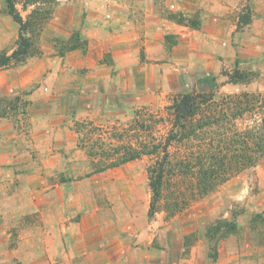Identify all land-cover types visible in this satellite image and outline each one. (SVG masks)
Returning <instances> with one entry per match:
<instances>
[{
    "label": "rangeland",
    "instance_id": "rangeland-1",
    "mask_svg": "<svg viewBox=\"0 0 264 264\" xmlns=\"http://www.w3.org/2000/svg\"><path fill=\"white\" fill-rule=\"evenodd\" d=\"M27 1L17 0L25 19L36 8L26 5ZM40 1L37 7L53 12L42 28H30L33 49L22 60L0 68V264H28L32 245L26 239L32 237L34 245L43 248L44 242L38 238L43 239L47 231L59 224H76L82 213L94 211L101 226L169 228L162 238L182 237L186 245L203 237L212 258L219 256V247L225 242L224 253L236 252V244L246 240L242 234L246 229L247 242L264 243V205L258 203L264 198V158L175 216L165 211L149 216L152 156L142 155L94 172L111 159L125 156L130 143L141 150L147 142L163 140L184 99L192 111L202 93L215 91L219 98L242 91L264 92V0H223L228 6L223 13L233 32L220 44L231 51L222 57L220 77L226 82H215L213 90L201 92L191 87L189 75H182L180 91L160 88L159 97L141 99L135 93L116 96L110 87L93 81L91 68L70 66L67 54L74 50L87 53L88 40L81 30L48 37L46 27L64 0ZM155 1L165 18L201 27L204 8L184 15L169 8L167 0ZM86 14L83 12L84 17ZM19 34V24L9 14L6 1L0 0V59L13 53ZM177 38L168 34V47ZM236 69L249 75L246 81L234 83L242 85L241 90L222 87L228 83L223 71ZM50 191L52 196L46 201L44 195ZM240 191L250 199L235 198ZM220 219L235 220L239 230L225 238L215 236V249L211 250L207 232ZM249 250L245 244L243 251Z\"/></svg>",
    "mask_w": 264,
    "mask_h": 264
},
{
    "label": "crops",
    "instance_id": "crops-1",
    "mask_svg": "<svg viewBox=\"0 0 264 264\" xmlns=\"http://www.w3.org/2000/svg\"><path fill=\"white\" fill-rule=\"evenodd\" d=\"M167 6L184 15L204 8L201 27L192 28L165 18L155 0H64L46 27V34L53 38L81 30L88 40V51L68 53L69 65L91 68L93 81L110 87L116 96L135 93V98L141 99L146 95L159 97L160 88L180 91L182 75H189L191 87L201 92L213 90L215 82H226L220 77L225 62L222 57L231 51L220 44L233 34L228 16L223 13L227 2L167 0ZM168 34L178 37L171 48ZM222 87L238 91L242 85L225 83ZM242 192L235 198L250 199ZM51 196L52 191L46 192L44 199ZM258 203L264 205V198ZM96 215V211L85 212L76 224H59L50 229L43 239L38 238L44 242L43 248L36 247L32 237L26 239L32 245L27 263L264 264V243L247 242L248 229L242 231L246 240L240 246L236 244V252L224 253L225 242L219 247V256L212 258L203 237L186 245L182 237L162 238L169 228L132 230L101 226ZM245 244L250 249L247 252L243 251Z\"/></svg>",
    "mask_w": 264,
    "mask_h": 264
},
{
    "label": "trees",
    "instance_id": "trees-1",
    "mask_svg": "<svg viewBox=\"0 0 264 264\" xmlns=\"http://www.w3.org/2000/svg\"><path fill=\"white\" fill-rule=\"evenodd\" d=\"M5 1L9 14L19 24L20 34L13 53L0 59V68L30 54L33 49L28 36L30 28H42L53 12L37 7L40 0H30L26 5L32 4L36 8L25 19L17 0ZM181 21H184L183 16ZM249 22L250 18L244 23ZM223 74L228 77V83H240L249 78L240 69L224 70ZM217 96L215 91L199 94V101L190 116L173 113L171 128L163 140L147 142L141 150L130 143L125 156L111 159L94 172L118 167L142 155L152 156L154 162L148 172L152 191L149 216L153 217L159 211L175 216L224 182L256 167L264 158V92L242 91ZM238 230L235 220H218L207 232L210 249L215 247L212 241L215 236L225 238Z\"/></svg>",
    "mask_w": 264,
    "mask_h": 264
},
{
    "label": "water",
    "instance_id": "water-1",
    "mask_svg": "<svg viewBox=\"0 0 264 264\" xmlns=\"http://www.w3.org/2000/svg\"><path fill=\"white\" fill-rule=\"evenodd\" d=\"M186 103H187V99H184L182 101L181 105L178 108V112L183 114V115L190 116L191 115V111H190V108H188L186 106Z\"/></svg>",
    "mask_w": 264,
    "mask_h": 264
}]
</instances>
